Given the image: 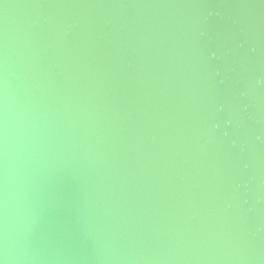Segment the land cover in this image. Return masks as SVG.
Masks as SVG:
<instances>
[{"label":"water","instance_id":"1","mask_svg":"<svg viewBox=\"0 0 264 264\" xmlns=\"http://www.w3.org/2000/svg\"><path fill=\"white\" fill-rule=\"evenodd\" d=\"M3 264H264V0H0Z\"/></svg>","mask_w":264,"mask_h":264},{"label":"clouds","instance_id":"2","mask_svg":"<svg viewBox=\"0 0 264 264\" xmlns=\"http://www.w3.org/2000/svg\"><path fill=\"white\" fill-rule=\"evenodd\" d=\"M0 264H3V261H0Z\"/></svg>","mask_w":264,"mask_h":264}]
</instances>
